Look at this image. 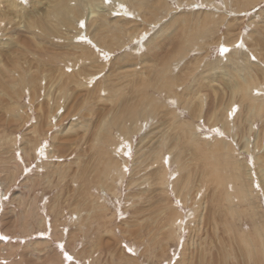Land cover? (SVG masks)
Here are the masks:
<instances>
[{"label": "rangeland", "instance_id": "1", "mask_svg": "<svg viewBox=\"0 0 264 264\" xmlns=\"http://www.w3.org/2000/svg\"><path fill=\"white\" fill-rule=\"evenodd\" d=\"M138 1L0 0V264H264V0Z\"/></svg>", "mask_w": 264, "mask_h": 264}, {"label": "bare ground", "instance_id": "2", "mask_svg": "<svg viewBox=\"0 0 264 264\" xmlns=\"http://www.w3.org/2000/svg\"><path fill=\"white\" fill-rule=\"evenodd\" d=\"M113 3H115V5H117L118 3H120V2H122L121 4H128V5H130V6H132V4H138V3H140V1H138V0H132V1H127V0H111ZM110 0H109V2H111ZM117 1V2H116ZM111 2V3H112ZM104 3H105V0H95V3L93 2L92 4H94V5H92V9L93 8H100V10H101V13H98L100 16H103L104 17V19H108L110 16H111V12L109 11V9H101V7H99V5H101V4H103L104 5ZM157 4V3H156ZM155 5V4H154ZM134 6V5H133ZM143 6V5H142ZM142 6H141V10H143L142 9ZM120 7H121V5H120ZM135 7V6H134ZM152 7V6H151ZM137 10H138V6L137 7H135ZM144 8V7H143ZM153 9H154V7H152ZM149 9V8H148ZM69 10H71V9H67V11L69 12ZM147 10V9H146ZM151 10V12H152V9H150ZM149 10V11H150ZM144 11H145V9H144ZM143 11V14H145V16L147 15L148 16V14L146 13V12H144ZM138 12H140V10L138 11ZM150 12V13H151ZM154 12H155V10H154ZM149 13V14H150ZM97 14V12L96 11H90V17H92V18H94L95 20H97V21H100L101 19H100V16ZM140 14H142V13H140ZM76 15V14H75ZM144 16V15H143ZM89 17V21L91 20V18ZM112 19H114V18H112ZM117 20H118V22H121L122 20L121 19H123V20H125V18H122V17H117L116 18ZM66 21V20H65ZM145 22V21H144ZM182 22V21H181ZM186 22V21H185ZM127 23V22H126ZM96 30L97 31H99V29H98V27H96ZM100 32V31H99ZM246 89V88H245ZM196 98V97H195ZM152 109V108H151ZM147 110V109H146ZM153 111V110H152ZM137 114V113H136ZM134 115V114H133ZM133 115H131V119H134V117L135 116H133ZM141 115H142V113H141ZM143 116V115H142ZM145 117V116H144ZM118 126V125H117ZM179 157V156H178Z\"/></svg>", "mask_w": 264, "mask_h": 264}, {"label": "snow or ice", "instance_id": "3", "mask_svg": "<svg viewBox=\"0 0 264 264\" xmlns=\"http://www.w3.org/2000/svg\"><path fill=\"white\" fill-rule=\"evenodd\" d=\"M109 0H105V3H108ZM81 27H83V23H81ZM223 52H227L228 50L227 49H222ZM259 187V185L257 186ZM3 239H7L6 237H3V236H0V240H3ZM129 251H131V249H129ZM65 258L68 259V260H71L72 257L70 256H67V254H65Z\"/></svg>", "mask_w": 264, "mask_h": 264}]
</instances>
